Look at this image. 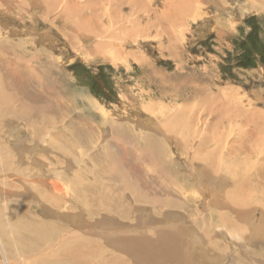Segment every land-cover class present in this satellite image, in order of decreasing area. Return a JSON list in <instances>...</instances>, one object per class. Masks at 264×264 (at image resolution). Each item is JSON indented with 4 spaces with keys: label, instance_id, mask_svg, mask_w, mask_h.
<instances>
[{
    "label": "rangeland",
    "instance_id": "1",
    "mask_svg": "<svg viewBox=\"0 0 264 264\" xmlns=\"http://www.w3.org/2000/svg\"><path fill=\"white\" fill-rule=\"evenodd\" d=\"M178 1L0 0V81L17 67L25 97L48 85L51 98L68 108L55 123L43 122L37 113L22 119L0 95V210L17 202L37 212L33 205L39 198L51 200L47 184L55 177L64 194L58 195L59 209L52 200L49 210L87 218L93 205L88 230L69 229L68 220L61 224L71 230L72 241L74 233L83 232L104 243L110 264H135L132 255L110 243L112 235L159 245L160 264H264V0ZM253 55L261 61L240 66L241 61L251 64ZM84 99L95 108L90 111ZM102 118L108 123L98 125ZM31 123L44 134H34ZM76 128H84V142L73 141ZM145 136L157 139L162 151L146 154ZM34 141L54 153H31L32 146L30 152L19 150ZM126 150L124 168L115 171L114 159ZM32 173L50 178L38 184ZM125 182L152 204L136 202ZM31 185H40V193ZM99 192L109 198L96 201ZM114 196L117 204L116 197L124 198L125 218L106 206ZM166 246H176L177 255L172 249L166 254ZM15 257L18 263L27 261Z\"/></svg>",
    "mask_w": 264,
    "mask_h": 264
},
{
    "label": "bare ground",
    "instance_id": "2",
    "mask_svg": "<svg viewBox=\"0 0 264 264\" xmlns=\"http://www.w3.org/2000/svg\"><path fill=\"white\" fill-rule=\"evenodd\" d=\"M183 3L181 0H179L177 3L175 4H181ZM190 3V2H189ZM249 3V1H248ZM248 5V4H247ZM171 11L173 12V8H170ZM165 11V10H163ZM257 11V10H256ZM170 12V10H169ZM171 12V15H173ZM168 13V12H167ZM176 15V14H174ZM166 15H164L165 17ZM169 17H172V16H169ZM176 17V16H175ZM175 19V18H174ZM171 20V19H170ZM172 20H173V17H172ZM175 22V21H174ZM173 23V22H172ZM74 30V29H73ZM76 32V30H75ZM74 33V31H73ZM88 37V36H87ZM74 39V38H73ZM14 40V39H13ZM15 41V40H14ZM9 43V42H8ZM8 46V45H7ZM9 53V52H8ZM14 53V52H13ZM11 54V53H10ZM13 57V56H12ZM20 57V56H19ZM18 58V57H17ZM23 58V57H22ZM6 59V58H5ZM20 59V58H19ZM106 59V58H105ZM24 60V59H23ZM27 60V59H26ZM25 60V61H26ZM36 61V60H35ZM48 61V60H46ZM50 61V60H49ZM1 62V61H0ZM4 62V61H3ZM51 62V61H50ZM21 63V62H20ZM24 63V62H23ZM12 66V65H11ZM20 66V65H19ZM24 66V65H23ZM8 70V69H7ZM10 73L6 72V75H9V77H7L6 75H4V77L1 79L0 81V85H1V88H0V95H1V101L8 106V108H11L13 107V112L15 114L18 115V117L20 118H28L30 116L33 115V113H37V114H40V117L42 119V121L45 123L46 122H49V123H55V119L56 118H60L62 115H64L68 108L65 107L63 104H61L60 102L54 100L51 98V95L53 92L49 91V88H48V85H45V86H42V90L38 91L37 94L35 96H26L24 95V83H23V80H22V72L17 68V67H12V69L9 71ZM53 91V90H52ZM54 93L57 94V92L55 91ZM61 95V94H60ZM63 95V94H62ZM63 97V96H62ZM64 99V98H63ZM67 99V98H66ZM73 101V99H72ZM84 103H86V105L89 103V99H84ZM72 104V103H71ZM78 104V103H76ZM81 104V102H80ZM18 105V110L15 108V106ZM75 105V103H74ZM86 105H84L86 107ZM88 106V105H87ZM90 106V104H89ZM88 106V107H89ZM96 105H91L90 106V111L91 109H94ZM86 107V108H88ZM21 108V109H20ZM20 110V111H19ZM102 111V110H101ZM100 111L101 114H104ZM98 112V111H97ZM78 113H80L78 111ZM49 114H52V115H49ZM69 114V113H67ZM81 114V113H80ZM94 114H95V111H94ZM85 115V114H83ZM92 115V114H91ZM54 116H58V117H54ZM103 116V115H102ZM67 117V116H65ZM82 117V116H81ZM98 117L100 118V116L98 115ZM61 119V118H60ZM64 119V118H63ZM77 118H75V121L77 122L76 120ZM96 119V118H95ZM108 119V117H107ZM32 120V118H31ZM82 120V119H81ZM84 120V119H83ZM82 120V121H83ZM87 120V119H86ZM101 120V119H100ZM85 121V120H84ZM93 121V120H92ZM102 122L98 120H96V122L99 124H106L108 123L106 119L102 118L101 120ZM63 122V121H62ZM73 122V121H72ZM81 122V121H80ZM86 122V121H85ZM95 122V121H94ZM93 122V123H94ZM64 123V122H63ZM79 123V122H78ZM82 123V122H81ZM115 123V122H114ZM66 124V123H65ZM68 124H71V123H68ZM75 124V123H74ZM84 124V123H83ZM88 124H92L91 122L88 121ZM96 124V123H94ZM118 124V123H117ZM51 125V124H50ZM122 125V124H121ZM7 126V125H6ZM5 126V127H6ZM71 126V125H70ZM78 126V125H77ZM89 126V125H88ZM91 126V125H90ZM89 126V127H90ZM115 126H116V123H115ZM20 127V126H19ZM28 127L31 129V131L34 133V134H41V130H42V127L41 128H38L35 124H28ZM51 128H54L52 127V125L50 126ZM49 127V128H50ZM79 127V126H78ZM83 127V126H82ZM97 127V126H95ZM58 128V127H57ZM62 128V127H61ZM67 128V127H66ZM91 128V127H90ZM118 128V127H117ZM22 129V128H21ZM64 129V128H63ZM68 129V128H67ZM66 129V130H67ZM77 129V128H76ZM83 130H73L71 131L72 133H74L73 135V141H77L78 140H82L83 137L86 136V134H84V128H82ZM89 129V128H87ZM94 129V128H93ZM98 129V128H97ZM107 129V128H106ZM20 130V129H19ZM23 130V129H22ZM70 131V128L68 129ZM86 130V129H85ZM92 130V128H91ZM101 130V128H100ZM108 130V129H107ZM57 131H59L57 129ZM59 134V132H57ZM61 131V130H60ZM95 131V129H94ZM93 130L92 132L95 133ZM98 131V130H97ZM118 131V130H117ZM131 131V130H130ZM22 132V131H21ZM20 132V133H21ZM89 132V131H88ZM87 132V133H88ZM91 132V131H90ZM121 134H124L123 136H125L126 132H122V130L120 131ZM16 133V132H15ZM25 133V132H24ZM27 133V132H26ZM43 133V132H42ZM64 133V132H63ZM69 133V132H68ZM107 133V131H106ZM109 133V131H108ZM19 134V133H18ZM22 134V133H21ZM20 134V135H21ZM30 134V133H28ZM44 134V133H43ZM67 134V133H66ZM66 134H65V137H66ZM90 134V133H89ZM98 134V133H97ZM112 134V133H111ZM25 135V134H24ZM64 135V134H63ZM108 135V134H107ZM106 135V136H107ZM18 136V135H17ZM60 136V135H59ZM96 136V135H95ZM100 136V134H99ZM119 136V135H118ZM150 136V135H148ZM148 136H145V138L143 139V141L145 142L144 143V152L147 154H154V153H160L162 151V148L159 146V142L156 141L157 139L155 138H151V137H148ZM87 137H89L87 135ZM91 137V136H90ZM97 137V136H96ZM114 137V136H112ZM111 137V138H112ZM120 137V136H119ZM118 137V138H119ZM45 138V137H44ZM52 138V136H51ZM94 136L92 134V138L90 139H93ZM98 138V137H97ZM95 138V139H97ZM107 138V137H106ZM116 138V137H115ZM35 139V138H34ZM60 139V137H59ZM63 139V138H62ZM68 139V138H67ZM121 139V138H120ZM123 139V138H122ZM30 140V139H29ZM66 140V139H65ZM98 140V139H97ZM106 140H109L108 138ZM114 140V139H112ZM31 141V140H30ZM44 141V140H43ZM72 141V142H73ZM83 141V140H82ZM56 142V141H55ZM60 142V141H59ZM68 142V141H67ZM84 142V141H83ZM93 142V141H92ZM90 142V143H92ZM112 142V141H111ZM117 142V141H116ZM115 142V143H116ZM58 143V142H57ZM81 144V142H79ZM97 143V142H96ZM119 143V142H118ZM130 143V142H129ZM29 143L26 142L25 145H20V148L19 150L22 151V150H27L29 151L28 148H30L31 146L33 147L31 149V153L38 150V151H41V152H45L46 154H48L47 150L45 149H41L40 148V143H36V141H34V143L32 145H27ZM62 144V143H61ZM69 144V142H68ZM87 144V140H86V143ZM95 144V143H94ZM117 144V143H116ZM9 145V144H8ZM16 145V144H15ZM34 145V146H33ZM79 145V144H78ZM131 145V144H130ZM10 146V145H9ZM9 146L7 148V150L9 149ZM52 146V144L50 145ZM55 146V145H54ZM81 146V145H80ZM118 146V145H117ZM124 146V145H123ZM45 147V146H44ZM43 147V148H44ZM47 147V146H46ZM53 147V146H52ZM70 147V146H69ZM75 147V146H74ZM103 147V145H102ZM106 147V146H105ZM112 147V146H111ZM122 147V146H121ZM61 148V147H60ZM67 147H65L66 149ZM107 148V147H106ZM120 148V147H119ZM15 149V148H14ZM47 149H50L47 147ZM68 149V148H67ZM125 149V147L123 148V150ZM13 150V148H12ZM109 150V149H108ZM128 150V149H127ZM127 150L126 151H121L123 152L122 154V157H119V159H114L113 161V165L115 163V166L113 168H116V170L120 171V169L124 168L123 165H124V162H126V158L127 156ZM11 151V150H10ZM61 151L64 152L63 148H61V150H59L60 152V155H61ZM72 151V150H71ZM105 151V150H103ZM116 151V150H115ZM119 150H117V153H118ZM8 152V151H7ZM13 152V151H11ZM30 152V151H29ZM69 153V151H67ZM110 152V150H109ZM10 153V152H8ZM19 153V152H18ZM50 153L52 152H49L48 155H50ZM54 153V152H53ZM52 153V154H53ZM107 154V152H105ZM111 153V152H110ZM114 153V152H113ZM12 154H15L14 152ZM36 154V153H35ZM57 154V153H56ZM63 154V153H62ZM66 154V153H65ZM64 154V156H65ZM55 155V154H54ZM59 155V156H60ZM81 155V153H80ZM109 155V153L107 154ZM121 156V154H119ZM21 156V155H20ZM55 156H58L55 155ZM53 156V157H55ZM67 156V155H66ZM72 156V155H71ZM70 156V157H71ZM74 156V155H73ZM115 157L116 154L114 155ZM19 157V156H18ZM30 157V156H28ZM100 157V156H99ZM163 157V156H162ZM10 158V156H9ZM12 158V156H11ZM68 158V157H67ZM98 158V156L96 157ZM32 159L36 162L39 163V165L41 164L40 161L36 158V156H32ZM48 159V158H47ZM61 159V158H60ZM62 159H65V158H62ZM102 159V158H101ZM100 159V160H101ZM8 160V159H7ZM12 161V159H9ZM67 160V159H66ZM99 160V162H101ZM104 160V158H103ZM16 161V160H15ZM26 161V160H25ZM56 161V160H54ZM68 161V160H67ZM97 161V160H96ZM116 161V162H115ZM118 161V163H117ZM128 161V160H127ZM147 161V160H146ZM7 162V161H6ZM14 162V161H12ZM29 161H27L26 163H28ZM33 162V163H35ZM58 162V161H57ZM104 162H106L104 160ZM30 163V162H29ZM52 163V162H51ZM50 163V165H51ZM62 163V162H61ZM79 163V162H78ZM111 163V162H110ZM8 164V163H7ZM11 164V163H10ZM15 164V163H14ZM67 164V163H66ZM69 164V162H68ZM100 164V163H99ZM101 164H103L101 162ZM106 163H104L105 165ZM80 165V164H79ZM5 166V165H4ZM28 166V164H27ZM72 165H69L68 168H70ZM78 166V165H77ZM82 165H80L81 167ZM85 166V165H84ZM94 166V165H93ZM42 167V165H41ZM53 167V165L51 166V168ZM67 167V166H66ZM66 167H64L66 169ZM79 167V168H80ZM103 167V166H102ZM9 168V167H8ZM23 168V167H22ZM32 168V167H31ZM28 170V168H26ZM25 169V170H26ZM53 169V168H52ZM52 169H49L51 170V172H53ZM55 169V168H54ZM58 169V168H57ZM84 169V168H83ZM62 170V169H61ZM100 170H104V169H100ZM32 171V170H31ZM56 171V169L54 170ZM79 171V170H78ZM111 171V170H110ZM113 171V170H112ZM13 172V171H12ZM17 172V171H16ZM37 172V171H36ZM21 173V172H20ZM24 173V171L22 172ZM45 173V172H44ZM64 173V172H63ZM28 174V173H27ZM35 173H32L30 174L31 177H34L35 180H39L38 181V184H42L43 182H46L48 181L47 179L50 178L48 176V174H43L41 173L40 175L39 174H35ZM54 174V173H52ZM57 174V173H56ZM60 174V173H59ZM75 174V173H74ZM78 176V174H76ZM94 175V174H92ZM55 176V175H54ZM59 176V175H58ZM81 176V175H80ZM85 176V175H84ZM86 176H87V173H86ZM2 177V176H1ZM26 177V176H25ZM62 178V176H60ZM72 177V176H71ZM70 177V178H71ZM59 178V177H58ZM66 178V177H65ZM82 178V177H81ZM123 178V177H122ZM23 179V178H22ZM54 179L55 177L52 179L50 178V184H47V191H46V196L48 198H50L51 200L50 201H46L45 200H42L39 198V200L35 197L34 199L38 200L37 202L34 203V207L37 209V212H39L43 217H45L44 219L40 218L39 216L35 215L34 212L36 211H32L30 209V206H28V208H26V206H21L19 203L15 202V204L10 207L8 204L9 207H5V212L4 211H1L0 210V258H1V263L0 264H6V260L8 258L7 254L12 257V261H10L11 263L9 264H23V260H22V263L19 261L16 262L14 261V258H16L15 256H17L18 258H24V261L25 259H27V261L25 262V264H110L108 262V258L110 257L109 255H107L106 253V249H105V246H104V243L102 242H99V239L98 241L96 240H92L90 239V236L89 238H87L88 236L85 234H82L84 232V230H88L89 229V226H91V224L89 223L88 225V220L90 218V212H92V210L90 209V207H92L93 205H91L88 210V212H86L87 214V218H83L81 217V215L79 214H71L70 213H57L55 212L53 214L52 211H50L49 209H53V205L51 206V203H52V200H53V204H54V209H56V211L59 209V206H60V200H59V197L60 196H63L61 193H60V190L62 189V187H59L61 189L58 188L57 186V183L54 182ZM64 179V178H63ZM75 179V178H74ZM30 180V179H29ZM69 182H71L69 179H67ZM20 181V179H19ZM28 180H26L27 182ZM62 181V180H61ZM125 181V179L123 180ZM33 182V181H32ZM59 182V181H58ZM85 182V181H84ZM105 182V181H104ZM18 183V181H17ZM47 183V182H46ZM45 183V184H46ZM73 183V182H72ZM20 184V183H19ZM18 184V185H19ZM24 184V183H23ZM29 184V182H28ZM34 184V183H33ZM62 184V183H61ZM68 184V183H67ZM66 184V185H67ZM71 184V183H70ZM68 184V186L70 185ZM84 184V183H82ZM87 184V183H86ZM128 183L125 182V187ZM7 185V184H6ZM21 185V184H20ZM19 185V186H20ZM22 186V185H21ZM23 186H26L23 185ZM32 188H35V192L37 194V192H39V190L36 188L40 185H37V186H33L31 185ZM43 186V185H41ZM95 186V185H94ZM130 185H127L128 188H126V190L128 192H133L131 194H135V197L134 199H136V202L138 201L139 203H142V204H150L151 202L148 201L147 199V194L146 195H143L139 192V194L136 195V191H137V188L136 187H132V188H129ZM46 186H44L45 188ZM81 187V185H80ZM84 188V186H82ZM81 187V188H82ZM86 187V186H85ZM97 187V186H96ZM100 187V186H99ZM149 187V186H148ZM30 188V186H29ZM69 188V187H68ZM3 189V188H2ZM10 189V188H9ZM8 189V190H9ZM76 189H77V186H76ZM93 192V189L90 188ZM105 189V188H104ZM33 190V189H32ZM68 190H71V187L70 189ZM101 190V189H100ZM17 191V190H16ZM26 191V190H25ZM24 191V192H25ZM34 191V190H33ZM63 191V189H62ZM65 191V190H64ZM81 189H80V193L79 195L82 196L81 194ZM96 191V190H95ZM110 191V190H109ZM7 193V191H5ZM20 192V191H19ZM27 192V191H26ZM31 192V191H30ZM88 192V191H87ZM91 192V191H90ZM142 192V190H141ZM144 192V191H143ZM1 193V192H0ZM5 193V194H6ZM9 193V192H8ZM13 193V192H11ZM18 193V192H16ZM23 192H21L22 194ZM34 193V192H33ZM32 193V194H33ZM40 193V192H39ZM69 193H72V191ZM68 193V195H69ZM75 194V192H73ZM77 193V192H76ZM113 193V192H112ZM15 194V193H13ZM20 194V193H19ZM64 194V193H63ZM84 194V193H83ZM95 194V193H94ZM114 194V193H113ZM25 195V193H24ZM44 195V194H43ZM59 195V197H58ZM85 195V194H84ZM96 195V196H95ZM94 196L96 197L95 200L98 201L97 198H99V202H101V200L103 201V199H108V195L104 192H99V193H96ZM111 195V193H110ZM109 195V196H110ZM7 195H5L6 197ZM37 196V195H36ZM116 196V194H115ZM115 196L114 198H112L111 200L109 199V201L107 200L106 201V206H108L109 210H110V213H113V214H118L119 216H124L125 213H127V210L128 209V206L127 204L125 205L123 203V199L124 198H121V196L119 197H116L117 200H118V204L116 203V199H115ZM16 197V195H15ZM31 197V196H30ZM33 197V196H32ZM66 198V196H64ZM77 197V196H76ZM87 197V196H86ZM10 198V197H9ZM20 198V197H19ZM28 198V197H27ZM26 198V199H27ZM69 198V197H68ZM79 198V197H78ZM77 198V199H78ZM83 199V197H80ZM89 198V197H88ZM94 198V197H93ZM6 199V198H5ZM25 199V201H26ZM63 199V198H61ZM71 198H69L68 200H70ZM73 199V198H72ZM75 199V198H74ZM154 199V198H153ZM7 200V199H6ZM11 200V199H9ZM17 200V199H16ZM28 200V199H27ZM65 200V199H64ZM68 200L66 199L67 201V204H68ZM78 200H81V199H78ZM89 200V199H88ZM94 200V199H92ZM8 201V200H7ZM15 201V200H13ZM18 201V200H17ZM29 202L32 200H28ZM34 201V200H33ZM64 201V202H66ZM76 201V200H75ZM74 201V202H75ZM82 201V200H81ZM85 201V200H84ZM115 201V202H114ZM11 202V201H10ZM27 202V201H26ZM72 202V203H74ZM78 201H76L75 203H77ZM87 202V201H86ZM98 202V203H99ZM104 202V201H103ZM7 203V202H6ZM46 203V204H45ZM50 204L49 205H47ZM69 203H71L69 201ZM74 203V204H75ZM81 203V202H80ZM85 203V202H83ZM11 204V203H10ZM82 204V203H81ZM116 204V205H115ZM152 204V203H151ZM29 205V204H28ZM86 205V203H85ZM88 205V203H87ZM1 206V205H0ZM4 206V205H3ZM64 206V205H63ZM105 206V207H106ZM51 207V208H50ZM56 207V208H55ZM74 207V205H73ZM76 207V206H75ZM104 207V208H105ZM77 208V207H76ZM93 208V207H92ZM64 209V208H63ZM83 208H81L80 210H82ZM100 209H103V207H101ZM4 210V208H3ZM85 210L87 211V209L84 208V212ZM93 210H98L97 208L96 209H93ZM108 210V209H107ZM108 210V211H109ZM60 211V210H59ZM58 211V212H59ZM101 211V210H100ZM104 212L105 209H103ZM36 212V213H37ZM94 212V211H93ZM98 212V211H97ZM96 213V212H94ZM99 213V212H98ZM82 214V212H81ZM85 214V215H86ZM99 214H102V213H99ZM51 215H54L56 217H59L60 220H58L57 218H54L55 220L57 219L58 221H60V223L58 222H54L52 220L49 219V217ZM84 215V213H83ZM117 215V216H118ZM127 215V214H126ZM91 216H94L95 218V215H91ZM116 216V217H117ZM222 216V215H221ZM96 217L98 218V216L96 215ZM103 217V216H102ZM115 217V216H114ZM96 218V219H97ZM107 218V217H106ZM125 218V216L123 217ZM220 218V217H219ZM52 219V218H51ZM91 219V218H90ZM117 219V218H116ZM61 220L64 222H70L72 223L71 224H68L69 226V229H72L73 227H77L79 228L80 230H83V232L81 234H75L74 233V236H77V240L76 241H72L71 240V236L70 234L68 233V231L70 232L71 230H68L66 229L62 224H61ZM95 219H93L94 221ZM92 221V219H91ZM90 221V222H91ZM101 221H104V218L103 220ZM106 221V220H105ZM222 221V220H221ZM98 223V222H97ZM102 223V222H101ZM104 223V222H103ZM109 223V222H108ZM119 223V222H118ZM67 224V223H66ZM93 224V223H92ZM100 224V223H99ZM97 224V226L99 225ZM105 225V224H103ZM102 225V226H103ZM113 225V224H111ZM70 226L72 228H70ZM95 228H96V224L94 225ZM100 227V226H99ZM119 227V226H118ZM105 228V227H104ZM97 229V228H96ZM119 229V228H118ZM74 230V228L72 229ZM106 230V229H105ZM109 230V229H108ZM112 230V229H111ZM6 231H9V235H7L8 232ZM79 231V230H77ZM94 231V230H93ZM119 231V230H118ZM4 232H6V234H4ZM73 232V231H72ZM71 232V234H72ZM105 233V232H104ZM103 233V234H104ZM102 234V235H103ZM11 235H13V238H9ZM96 235V234H95ZM87 236V237H85ZM111 236V235H110ZM100 237V236H99ZM107 237V236H106ZM105 237V238H106ZM132 236H130V238H117L115 236H111V239L109 240L108 238H106L107 240L110 241L111 244L115 245L116 247H114L115 249L117 250H120V252L122 253H126V254H130L132 255V257L134 258V261L135 264H160L161 263V260H162V255L161 254H157L155 253V250L159 248V245H155L154 243H148L145 239L142 238L139 239V240H136V237L134 238H131ZM101 239V237H100ZM159 239H161L162 241V237H160ZM176 246L174 247H167L166 246V254H169L171 251H173V255L176 254L177 255V251L179 250H175ZM143 249V250H141ZM168 249H172V250H169L170 252H168ZM176 249H179V247H177ZM111 252V251H109ZM111 254V253H109ZM116 256V255H115ZM169 256V255H167ZM175 256V255H174ZM128 257V256H127ZM170 257V256H169ZM168 257V258H169ZM176 258V257H175ZM175 258H171V259H175ZM188 258V257H187ZM9 259V258H8ZM112 259V258H111ZM170 259V258H169ZM114 260V258H113ZM121 260V259H120ZM3 261V262H2ZM8 261V260H7ZM18 261V260H17ZM16 262V263H15ZM112 262V261H111Z\"/></svg>",
    "mask_w": 264,
    "mask_h": 264
},
{
    "label": "trees",
    "instance_id": "3",
    "mask_svg": "<svg viewBox=\"0 0 264 264\" xmlns=\"http://www.w3.org/2000/svg\"><path fill=\"white\" fill-rule=\"evenodd\" d=\"M249 57H250V59H252V56H249ZM240 60H243V55L240 56ZM258 61H261L260 56L254 57V55H253V61L251 62V64H247V63H244L241 61L240 66L245 67V68H249V67L255 66Z\"/></svg>",
    "mask_w": 264,
    "mask_h": 264
}]
</instances>
